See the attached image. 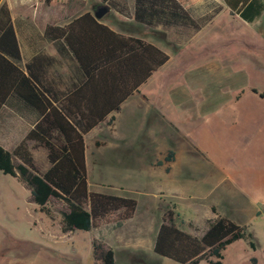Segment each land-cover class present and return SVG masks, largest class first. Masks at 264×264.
<instances>
[{"label": "rangeland", "instance_id": "1", "mask_svg": "<svg viewBox=\"0 0 264 264\" xmlns=\"http://www.w3.org/2000/svg\"><path fill=\"white\" fill-rule=\"evenodd\" d=\"M114 2L128 14L118 13L104 0H85L94 11L106 6L108 11L101 19L119 31L155 42L169 60L142 86L145 98L132 115L128 109L116 122L101 124L87 143L89 189L137 200L132 218L120 225L103 224L101 238L95 241L110 246L118 264H178L152 250L162 217L171 211L179 226L200 235L218 212L244 225L255 245L251 248L244 239L232 242L222 251V264H264L261 28L237 21L228 11L217 13L199 30L150 28L133 21V0ZM65 3L54 1L53 11ZM183 3L193 15L202 14L193 1ZM31 147L34 163L43 172L49 166L46 149ZM169 151L186 161L188 169L180 177L164 173L158 164H163ZM29 197V189L18 178L0 172V252L6 253L4 258L0 254L1 264L11 260L14 264H48L50 254L43 248L48 244L59 250L74 249L82 261L100 264L98 255L92 254V239L98 230H76L67 241L53 243L50 236L45 238L47 215ZM47 206L52 212L47 217L59 223L64 204L52 199ZM56 257L51 259L56 261ZM205 262L206 256L200 264Z\"/></svg>", "mask_w": 264, "mask_h": 264}, {"label": "trees", "instance_id": "2", "mask_svg": "<svg viewBox=\"0 0 264 264\" xmlns=\"http://www.w3.org/2000/svg\"><path fill=\"white\" fill-rule=\"evenodd\" d=\"M104 1L118 13H126L114 0ZM224 2L247 22L264 11L262 0ZM131 17L150 28L193 30L211 18L194 19L181 0H133ZM44 35L74 61L72 75L61 82L60 95L56 92L60 80L52 77L49 81L44 76L54 58L37 55L24 69L19 65L21 54L11 13L0 2V108L9 96H15L37 115L34 126L11 151L0 145V172L18 178L29 189L30 201L49 217L48 203L60 200L65 206L59 221L63 233L89 231L110 222L120 225L133 217L137 200L89 189L83 134L118 111L169 55L152 41L114 31L90 12L64 26L48 25ZM27 140L47 149L49 166L43 172L37 169ZM172 154L169 151L166 159ZM239 239L254 248L252 233L226 216L217 215L197 237L179 227L167 211L157 228L153 252L180 264H199L204 256L205 264H222V251ZM92 249L100 264H118L111 247L93 240Z\"/></svg>", "mask_w": 264, "mask_h": 264}, {"label": "crops", "instance_id": "3", "mask_svg": "<svg viewBox=\"0 0 264 264\" xmlns=\"http://www.w3.org/2000/svg\"><path fill=\"white\" fill-rule=\"evenodd\" d=\"M47 1L48 0H0L1 3H5L7 5L11 13V20H12L13 28L15 31V35L17 38V42H18V46H19V50L21 54V60L19 61V65L24 69L25 64L30 62L32 58H34L37 55H42L44 57L48 56V57L54 58L55 60L54 65L48 67L47 73H45L44 76L49 81L51 80L52 77L56 80H60V83L57 85L59 90L56 91L59 93L58 95H60L63 89V85L61 84V82L66 81L68 76L72 75L74 61L71 59L70 53L67 54L66 52L59 51V48L56 45L57 42L47 38L44 35L45 29L48 25L64 26L69 21H71L73 18L85 12H90L94 15L95 9L92 6L89 7L85 3V0H51L50 3H48ZM54 1H64L66 3L62 5V8H60L59 10L53 11L52 5ZM70 1L71 2L77 1V2L75 4L73 3L70 4L69 3ZM181 1H182L183 6L185 7L183 0ZM191 1H193L195 7L199 9V12L202 13V14H198L199 16L193 15L185 7V9L190 13V15L194 19L198 20L201 18L211 17L210 20L206 23L208 24L211 21V19L214 16H216L217 13L222 12V11L223 12L228 11L230 15H234L235 19L237 21H240L241 23H245L247 25L249 24L259 25L263 33V40H264V11L259 15V17H257L253 21L247 22L243 20L237 13H232L230 11V8L225 4L224 0H191ZM262 1L264 2V0ZM215 3H218L219 5H216L213 7ZM77 7H79L78 8L79 10H76ZM81 8L83 9L81 10ZM211 10H213V12H210ZM99 20L107 24L114 31L121 32L125 35L132 34L134 36H138L140 38L147 40L146 38L140 35H137L135 33H132V32H124L121 30L119 31L113 25L105 22L101 18ZM59 44H62V41H59L58 45ZM156 45L159 46L158 44ZM159 47L162 50H164L161 46ZM149 78L147 79V81L149 80ZM147 81H145L139 86L138 91L134 92L127 99H125V101L121 104L120 109L118 111L111 112L103 121H101L96 126H94L89 131L83 134L84 145H85L84 154H85L86 165H87V143L89 142L90 139H92L93 137L97 135L96 129L105 122L107 123L108 121L116 122V120H119V116L121 115V113L126 112V110L128 109L130 110V114L132 115V111L136 110L138 104L141 103L142 98H145L144 96L146 94L142 90L143 89L142 86ZM252 91L255 92L254 90ZM161 113H163V110H161ZM111 117H113V119H111ZM129 119H130V116H128L127 121H125L123 124L124 126L123 130L125 133L129 131V124H130ZM36 121H37V115L35 111L25 106L24 103L20 101L18 98H16L15 96H9L7 100L5 101V103L2 105V107L0 108V145H2L5 149L11 151L16 146V144H18L24 138L27 132L34 126ZM172 124L174 125L175 123H172ZM174 126L175 127L173 129H175L178 134L180 131L178 130L176 124ZM89 134H91V136L88 137ZM27 144L30 147V151L33 155L31 146L35 148L34 141L27 140ZM167 156L168 154L163 156L161 160L163 164H161V162H158V164L163 165L164 173L166 174L169 173V175L172 177H180L182 174V171H185L188 169V166L185 163L186 161H184V159H179L176 155L174 156L173 154L169 159H166ZM194 156H197V155H194ZM46 157H47V149H46ZM187 157L189 158L190 156H187ZM33 158H34V155H33ZM166 190H169V189L166 188ZM28 200L30 201V197L28 198ZM217 215L225 216L222 213L215 212V217ZM46 218H47L46 221H47V232L48 233L46 234L45 238L48 240V236H50V238L53 239V243H61V241L63 240L67 241V239L70 238V236L74 234V231H76V230H73V231L63 233L60 230L59 223L53 224L51 218L47 216ZM35 223L36 221H34V225ZM104 224H107V223H104ZM102 225L103 224L91 229V230L95 229L99 231L97 233V236L93 238L92 240L101 238L99 229ZM207 227H208V224L206 228L204 229V231L207 229ZM184 230L191 233L187 229H184ZM203 232L200 235H196L193 233L191 234L197 237H200L203 234ZM104 240L105 238L103 239V241ZM49 242L51 241L49 240ZM46 243L48 244V242ZM48 245L49 246L43 247L48 252V254H50V257L48 258L49 260H47L48 264H89V262L87 261H82L79 258L77 251L74 249L67 248L66 250H61V249L59 250L57 248H53L52 247L53 245L51 244H48ZM104 246H107V245H104ZM152 250H153V246H152ZM0 254L4 258V255L6 253L1 251ZM92 254H93V249H92ZM53 256H57L56 261L51 259V257ZM1 262L2 261L0 260V264ZM9 263L14 264V260L9 261Z\"/></svg>", "mask_w": 264, "mask_h": 264}, {"label": "water", "instance_id": "4", "mask_svg": "<svg viewBox=\"0 0 264 264\" xmlns=\"http://www.w3.org/2000/svg\"><path fill=\"white\" fill-rule=\"evenodd\" d=\"M107 11L108 8L106 6H99V8L94 11V16L95 18L100 19Z\"/></svg>", "mask_w": 264, "mask_h": 264}]
</instances>
